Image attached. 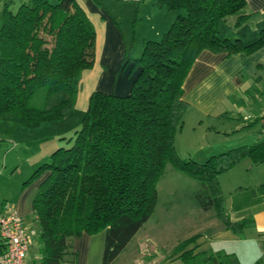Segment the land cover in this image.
Returning a JSON list of instances; mask_svg holds the SVG:
<instances>
[{
  "label": "trees",
  "instance_id": "obj_1",
  "mask_svg": "<svg viewBox=\"0 0 264 264\" xmlns=\"http://www.w3.org/2000/svg\"><path fill=\"white\" fill-rule=\"evenodd\" d=\"M20 2L14 10L15 0H0L1 140L12 139L20 125L62 119L76 101L83 72L96 61L97 31L77 0ZM159 4L176 16L161 39L144 43L140 57L125 55L126 63L132 61L130 92L94 91L72 145L56 149L25 181L40 179L30 206L39 224L40 264H76L73 239L101 231L103 264H112L153 215L168 165L201 182L196 196L203 209L216 208L227 228L240 227L230 219L218 177L262 144L199 162L179 155L175 137L190 108L184 84L198 56L208 49L250 52L264 44V29L251 44L220 36V21L240 13L247 0ZM197 238L181 241L173 253L182 252L186 264L227 263L218 259L226 256L222 251L188 250Z\"/></svg>",
  "mask_w": 264,
  "mask_h": 264
},
{
  "label": "crops",
  "instance_id": "obj_2",
  "mask_svg": "<svg viewBox=\"0 0 264 264\" xmlns=\"http://www.w3.org/2000/svg\"><path fill=\"white\" fill-rule=\"evenodd\" d=\"M77 1L84 8L97 31L95 65L83 72L80 85L81 91L83 86L86 87L88 84V93L83 96V103H81V108L86 111L94 91L103 90L125 95L130 92L133 82V76H130L129 72L130 64L126 66L124 73H120L123 64L126 63L125 34L117 25V18L105 9L153 8L156 12L159 8V12H163L164 9L167 10V7L159 4V0ZM168 11L166 16L173 15V18L176 16V13L172 14L173 12L169 9ZM158 24L160 25L158 28L164 31H156V34L163 35L166 31L164 26L167 25L166 23ZM263 29L264 0H247L246 7L240 13L220 21L219 34L223 38L240 39L244 44H251L258 40ZM184 90V99L190 104V108L186 111L183 128L176 137L180 134L184 135L187 120L193 114L192 123L188 126L193 125L192 129L202 127L206 133L213 135V143L209 145V149L197 153L200 157L209 156L210 153H207L209 150L213 156H216L230 150L247 149L262 144L253 155L248 154L238 161L235 167L239 168L244 162L250 161V167H247V170H250L249 172L257 170L260 175V185L253 197L244 202L241 201L239 205L236 202L226 201L230 219L239 222L240 227L227 228L225 223L216 222V220L213 226L209 224L205 227L198 226L192 233L193 236L198 235V238L187 249H193L195 254L204 251L215 253L222 251L226 256L218 259L219 261L228 259L224 264H264V160L260 161V158L264 159V44L250 52L246 50L230 55L226 52L204 50L191 67L185 80ZM80 91L79 102L77 100L76 105L82 102ZM206 118H210L207 123ZM12 147H15V144L6 151V153L9 152L6 154V164L9 162L8 159L14 157L11 156L14 151ZM176 148L182 158L188 159L191 156L199 160L197 155L194 156L188 150L181 151L177 142ZM51 152L52 150L47 151V157ZM46 155L45 158H47ZM11 160L10 165L13 162ZM30 169L29 172L32 173L34 168ZM19 170L16 167L14 174L16 175ZM31 173L27 171L22 182H25ZM22 174L24 171L20 172V175ZM39 180L21 187L20 192L12 200L3 196L0 206L9 204L23 218L31 216L36 220L30 206L39 188ZM220 184L222 188V183ZM211 219H214L213 216ZM147 222L112 264L118 262L135 264V260L141 253H143L144 264H186L181 257L182 252L173 253V246L170 247V251L165 250L169 247L160 245V240L158 241L151 232L140 234ZM105 241L106 231L96 234L84 233L74 238L73 250L78 253L76 264H103ZM144 245L150 248H147V252H140ZM71 258L72 256L68 255V259ZM28 262L32 264L29 258ZM207 264L216 263L208 262Z\"/></svg>",
  "mask_w": 264,
  "mask_h": 264
},
{
  "label": "rangeland",
  "instance_id": "obj_3",
  "mask_svg": "<svg viewBox=\"0 0 264 264\" xmlns=\"http://www.w3.org/2000/svg\"><path fill=\"white\" fill-rule=\"evenodd\" d=\"M20 3V0H15L12 9L16 10ZM2 9L3 4L0 3V13ZM105 11L117 18V25L126 37L125 43L127 42V44L124 46L125 55L127 54L131 59L142 55L144 43L147 40L161 39L162 35H157L156 31L164 30L158 28L160 26L158 23H166L165 25L167 26H164L166 27L164 29L167 30L175 19L173 15H165L166 12H169L168 9L159 12V8H157L155 12L153 8H106ZM152 11L155 13L153 12L152 14ZM172 14H175V12ZM124 64L120 73H124L126 66L132 64V61ZM87 86L88 84H86V87L84 85L80 91V94L82 93V96H80L82 102L78 105L75 104L77 100L79 102L78 94L75 103H71L65 107L62 119L43 122L36 127H21L20 125L17 127L12 139H0V200H2L3 196L11 198V200L13 197H16V194L20 192L19 189L26 186L25 182H22V179L25 177L27 171L31 173L29 172L31 171L30 168L33 167L34 170L30 175L28 174L29 177L41 164L50 161L51 154L60 148V146L67 147L72 145L74 138L71 141L69 140L75 136V131L81 127V121L85 112L81 108V103H83V96H86L88 93ZM84 87L85 90L83 91ZM60 96L56 99H64L65 97L64 94ZM193 117V114H191L187 120V129L184 135L180 134L176 137V142L179 148L182 149L181 151L188 150L194 156L197 155L196 157H199V162H205L213 156L210 152L211 150L207 151L210 155L208 154L209 156H205L204 158L200 157L197 153L201 152V150L209 149V145L213 143V135L212 133H206L202 127L192 129L193 125L188 126V124L192 123ZM209 119L206 118L205 122L207 123ZM14 144L15 147H12L14 151L11 155L14 157L10 156L11 158L8 160L9 162L13 158L15 160H11L13 161L11 165L9 162L6 164V154L9 153H6V151L10 146H14ZM50 150L52 152L47 157V151ZM45 155L47 158H45ZM188 159L195 160L191 156ZM16 167L20 170L15 175L14 170H16ZM247 167H250V161L244 162L239 168H235L234 171H231L233 169L231 168L219 175L218 179L222 183V190L226 201L236 202L239 205L241 201L244 202L255 195L260 185V175L257 170L249 172L250 170H247ZM21 171H24V174L20 175ZM201 187L200 181L190 177L183 171L175 169L172 165H168L165 174L158 183V201L155 211L140 234L151 232L153 236H156L158 241L160 240V245L169 247L165 250L170 251V247L177 248L181 241L193 237L192 233L196 227H205L208 224L213 226L215 220L222 223L223 221L218 217L216 208L207 211L201 206L196 196ZM212 216L214 219L210 220ZM24 220L31 240L28 258L32 264H40V244L37 237L39 224L31 216H25ZM147 248L150 247L144 245L143 249L139 251L147 252ZM158 249H161L160 246ZM142 254L138 255V259L134 262L135 264H144L145 261L142 260Z\"/></svg>",
  "mask_w": 264,
  "mask_h": 264
},
{
  "label": "built area",
  "instance_id": "obj_4",
  "mask_svg": "<svg viewBox=\"0 0 264 264\" xmlns=\"http://www.w3.org/2000/svg\"><path fill=\"white\" fill-rule=\"evenodd\" d=\"M23 216L9 204L0 206V264H31L28 262L30 235Z\"/></svg>",
  "mask_w": 264,
  "mask_h": 264
}]
</instances>
